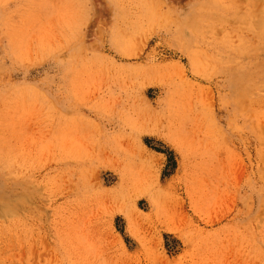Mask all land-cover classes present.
Wrapping results in <instances>:
<instances>
[{"label":"rangeland","instance_id":"1","mask_svg":"<svg viewBox=\"0 0 264 264\" xmlns=\"http://www.w3.org/2000/svg\"><path fill=\"white\" fill-rule=\"evenodd\" d=\"M0 264H264V0H0Z\"/></svg>","mask_w":264,"mask_h":264},{"label":"bare ground","instance_id":"2","mask_svg":"<svg viewBox=\"0 0 264 264\" xmlns=\"http://www.w3.org/2000/svg\"><path fill=\"white\" fill-rule=\"evenodd\" d=\"M154 1V0H153ZM240 86H241V84H240ZM87 259V258H86ZM81 260V259H80Z\"/></svg>","mask_w":264,"mask_h":264}]
</instances>
